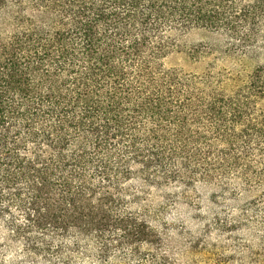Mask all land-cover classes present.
Wrapping results in <instances>:
<instances>
[{
    "label": "trees",
    "instance_id": "1",
    "mask_svg": "<svg viewBox=\"0 0 264 264\" xmlns=\"http://www.w3.org/2000/svg\"><path fill=\"white\" fill-rule=\"evenodd\" d=\"M264 48V0H0V225L33 254L70 242L166 264L128 185L213 183L263 140L264 66L200 87L167 69L170 35ZM258 145V144H257ZM58 243V244H57Z\"/></svg>",
    "mask_w": 264,
    "mask_h": 264
},
{
    "label": "rangeland",
    "instance_id": "2",
    "mask_svg": "<svg viewBox=\"0 0 264 264\" xmlns=\"http://www.w3.org/2000/svg\"><path fill=\"white\" fill-rule=\"evenodd\" d=\"M173 49L163 65L195 79L200 87L227 95L231 80L245 82L264 66L261 44L243 48L223 33L191 29L170 35ZM253 122L264 127V102L253 111ZM258 144V145H257ZM245 162L213 183L166 187L141 182L128 185L139 213L161 237L166 264H264V137L243 147ZM58 244V243H57ZM142 262L152 264L144 245ZM130 249L100 258L94 244L65 243L62 251L33 254L8 236L0 225V264H134Z\"/></svg>",
    "mask_w": 264,
    "mask_h": 264
}]
</instances>
